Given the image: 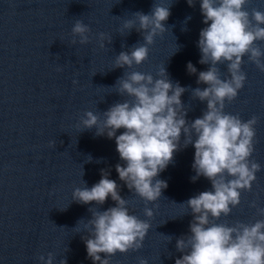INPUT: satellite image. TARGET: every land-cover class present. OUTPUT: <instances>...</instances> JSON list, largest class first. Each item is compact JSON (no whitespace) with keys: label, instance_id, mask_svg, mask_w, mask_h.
<instances>
[{"label":"water","instance_id":"95a60500","mask_svg":"<svg viewBox=\"0 0 264 264\" xmlns=\"http://www.w3.org/2000/svg\"><path fill=\"white\" fill-rule=\"evenodd\" d=\"M154 3L170 7L171 15L164 22L167 30L155 37L141 65L113 69L121 51L143 43L141 32L133 28L128 33L124 22L135 21V12L150 13ZM246 8L264 11V0H251ZM77 19L91 28L86 45L70 43ZM202 20L200 0L192 7L186 0H0V264H41L38 256L47 257L49 252L55 257L53 264L65 258L67 264H93L82 240L92 217L89 208L103 211L115 202L109 197L103 205H84L72 201V194L84 187L83 181L89 188L99 182L102 169L120 185L130 213L151 224L143 247L117 253L111 264H138L140 257L148 264H175L183 255L176 250V239L189 234L193 219L185 202L211 190L204 177L191 181L194 147L175 152L172 163L157 177L168 187L157 201L147 204L154 212L149 219L144 216L145 201L119 180L115 165L124 162L115 140L96 136L95 128L85 130L79 121L86 111L103 120L102 113L111 105L129 99L113 87L125 71L156 77L164 68L174 84L188 89L181 96L188 108L186 119L200 117L206 102L192 97V89L206 87L196 82L198 73L208 68L198 63L199 32L206 27ZM101 32L111 39L104 48L98 40ZM257 43L264 49V42ZM243 59L247 79L237 98L225 102L224 111L245 121L253 115L259 118L251 159L261 170L251 191H241L239 206L216 221L230 226L264 219L258 214L264 208V72L247 56ZM189 61L197 74H188ZM218 67L222 78L227 77L226 65ZM50 141H56L55 147Z\"/></svg>","mask_w":264,"mask_h":264},{"label":"clouds","instance_id":"9594fccd","mask_svg":"<svg viewBox=\"0 0 264 264\" xmlns=\"http://www.w3.org/2000/svg\"><path fill=\"white\" fill-rule=\"evenodd\" d=\"M186 2L190 7L195 4V0ZM250 2L200 0L202 23L206 27L199 32L198 63L208 65L206 71L198 73L196 81L206 87L192 89V97L206 102L200 117L191 122L186 119L188 108L181 96L188 89L179 82L174 84L164 68L156 77L151 73L125 71L113 87L118 86L117 93L129 99L111 105L102 113L103 120L93 111H86L79 121L85 130L95 128L96 136L115 140L116 151L124 162L115 165L119 180L145 201L144 216L149 219L154 212L147 204L157 201L162 190L168 187L166 181L157 177L172 163L175 152L189 145L194 147L195 175L191 181L204 177L210 181L211 190L202 191L185 202L193 219L189 234L176 239V250L183 255L175 259V264H264V219L251 224L236 222L231 226L216 222L239 206L241 191H251L256 173L261 170V165L251 159L259 118L253 115L245 121L239 114L224 111L225 102L234 101L244 87L245 56L264 72V49L257 43L264 42V11L258 8L249 11L246 5ZM133 15L136 20H126L123 28L128 33L133 28L141 32L143 43L121 51L113 69H132L146 61L155 37L167 30L164 22L171 12L170 7L154 3L150 13L138 11ZM190 19L187 17L185 22ZM90 34V26L77 19L71 29L70 43L86 45L91 40ZM98 40L101 48L105 47L106 40L111 43L103 32L98 34ZM219 65H226L227 77L222 78ZM186 70L189 75L197 74V68L190 61ZM120 129L123 132L117 135ZM49 143L51 147L56 145V141ZM83 183L84 187L74 189L72 201L84 205L95 202L99 206L110 197L115 202V206L103 211L89 208L92 217L85 225L88 235L82 237L87 257L93 264H111V257L117 253L140 250L151 224L130 213L128 200L120 195V185L109 179V172L102 169L101 179L91 188ZM251 206L255 207V202ZM258 214L264 216V208H259ZM54 259L51 252L47 257L38 256L41 264H53ZM60 264H67L66 258ZM138 264H148V260L140 257Z\"/></svg>","mask_w":264,"mask_h":264}]
</instances>
